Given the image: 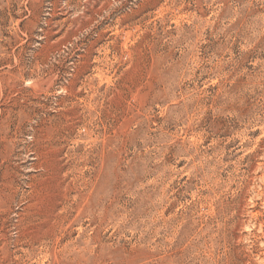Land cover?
<instances>
[{
    "label": "rangeland",
    "instance_id": "374dc122",
    "mask_svg": "<svg viewBox=\"0 0 264 264\" xmlns=\"http://www.w3.org/2000/svg\"><path fill=\"white\" fill-rule=\"evenodd\" d=\"M0 264H264V0H0Z\"/></svg>",
    "mask_w": 264,
    "mask_h": 264
}]
</instances>
